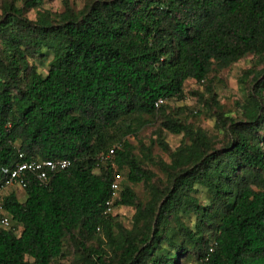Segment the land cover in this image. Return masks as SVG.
I'll return each mask as SVG.
<instances>
[{
    "label": "trees",
    "instance_id": "obj_1",
    "mask_svg": "<svg viewBox=\"0 0 264 264\" xmlns=\"http://www.w3.org/2000/svg\"><path fill=\"white\" fill-rule=\"evenodd\" d=\"M42 1L0 0V181L17 150L20 161L70 163L45 183L25 173L21 201L3 196L17 232L0 230V264H264V0H85L79 9L64 0L60 12L40 10ZM46 54L41 75L28 59ZM245 55L254 65L241 76L251 82L241 120L209 87L198 95L221 148L165 103L153 106ZM118 122L123 136L156 124L139 157L115 141L124 176L114 205L133 209L127 228L103 213L112 169L96 165ZM163 131L181 134L175 148Z\"/></svg>",
    "mask_w": 264,
    "mask_h": 264
},
{
    "label": "rangeland",
    "instance_id": "obj_2",
    "mask_svg": "<svg viewBox=\"0 0 264 264\" xmlns=\"http://www.w3.org/2000/svg\"><path fill=\"white\" fill-rule=\"evenodd\" d=\"M64 0H43L40 10H48L50 12H60L63 10ZM73 8L79 9L85 0H66ZM26 16L33 19L35 16V10H29ZM49 54H46L44 58H29L28 62L36 67V71L41 75H44L47 69V61ZM254 65L253 59L250 55H245L236 62L232 63L227 68L219 70L216 74H212L210 83L207 85L205 81L196 83L193 80H186L183 84V98L181 100H167L165 105L172 111L175 116L182 117L188 124L193 127H199L206 131L208 136L217 138L216 147L219 149L223 146L225 137L223 134L218 132L214 127V119L210 118L207 108L200 103L198 95L206 96L205 87H209L215 95V100L225 114L234 117L235 120H241L242 115L240 114L241 105L245 102L247 94L249 93L250 87V76L241 79L244 70H248ZM259 67V66H258ZM188 111L192 114L189 115ZM196 111V113H195ZM194 113V114H193ZM155 123V122H154ZM151 124L141 128L137 136L132 135H121L123 122H118L109 132L114 134V141L111 146L118 145L117 138L129 143L135 149H133L134 155L139 157L137 152L138 142L144 145H149L150 141L154 138L153 131L156 124ZM111 134V135H112ZM163 140L170 149L175 148L181 141V134H170L166 131L162 132ZM152 155L159 156L163 160H167V153L162 151L156 144H152L150 147ZM147 168L155 170L153 167L146 165ZM96 172V170H94ZM123 176L124 171L122 170ZM133 190L137 193L138 197H142L144 194L143 187L140 183L132 186ZM17 200L23 199V191L18 188H11ZM7 191V192H9ZM199 198L201 201L204 199L203 192H200ZM133 213L131 207H116L114 214L116 215L115 220L122 227H129L130 218ZM53 264H69V258L59 259ZM184 264H193L192 259H188Z\"/></svg>",
    "mask_w": 264,
    "mask_h": 264
},
{
    "label": "built area",
    "instance_id": "obj_3",
    "mask_svg": "<svg viewBox=\"0 0 264 264\" xmlns=\"http://www.w3.org/2000/svg\"><path fill=\"white\" fill-rule=\"evenodd\" d=\"M166 101V98H158L154 101L153 106L157 108L159 105L166 103ZM117 147L118 145L109 146L105 151L99 152L96 156V165H103V163L108 162L112 169L108 178V197L103 203L104 214H114V210L116 209L114 201L118 198L120 191L119 183L123 177L122 171L117 169L112 162V155L114 149ZM21 157L22 153L17 150V160L11 167L2 170L4 176L0 181V230H11L14 233L17 232V228L11 220L10 215L3 210L2 207L3 196L9 188L15 187L22 189L24 186L23 178L25 173L35 175L39 183H45L54 172L66 168L70 163L68 159H35L20 161L19 159Z\"/></svg>",
    "mask_w": 264,
    "mask_h": 264
},
{
    "label": "crops",
    "instance_id": "obj_4",
    "mask_svg": "<svg viewBox=\"0 0 264 264\" xmlns=\"http://www.w3.org/2000/svg\"><path fill=\"white\" fill-rule=\"evenodd\" d=\"M12 188H13V187H12ZM10 189H11V188H9V190H10ZM9 190H8V191H9Z\"/></svg>",
    "mask_w": 264,
    "mask_h": 264
}]
</instances>
